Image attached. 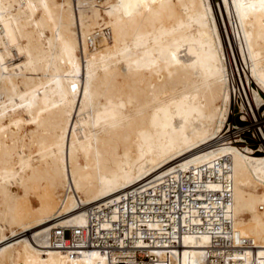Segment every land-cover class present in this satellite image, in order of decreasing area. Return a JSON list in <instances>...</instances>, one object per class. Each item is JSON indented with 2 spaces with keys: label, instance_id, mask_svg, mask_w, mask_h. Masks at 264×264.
I'll return each mask as SVG.
<instances>
[{
  "label": "bare ground",
  "instance_id": "6f19581e",
  "mask_svg": "<svg viewBox=\"0 0 264 264\" xmlns=\"http://www.w3.org/2000/svg\"><path fill=\"white\" fill-rule=\"evenodd\" d=\"M81 1L0 0V264H108L48 235L82 224L86 205L224 155L234 229L264 264V154L224 132L237 74L264 100V0ZM103 23L109 37L86 42ZM209 241L186 235L182 264H201Z\"/></svg>",
  "mask_w": 264,
  "mask_h": 264
},
{
  "label": "built area",
  "instance_id": "2783aa9c",
  "mask_svg": "<svg viewBox=\"0 0 264 264\" xmlns=\"http://www.w3.org/2000/svg\"><path fill=\"white\" fill-rule=\"evenodd\" d=\"M105 1L82 0L80 4L102 6ZM109 35L110 28L103 23L87 33L85 41L93 43ZM241 87L242 93L233 92L224 132L233 134L237 145L264 154V100L257 104L252 98L251 102ZM232 172L229 155L213 163L177 168L86 205L85 221L53 227L48 243L57 248H97L108 264H182L184 237L207 234L210 241L201 246V264H258L244 255L256 247L253 240L234 229ZM259 209L264 210V201Z\"/></svg>",
  "mask_w": 264,
  "mask_h": 264
},
{
  "label": "rangeland",
  "instance_id": "374dc122",
  "mask_svg": "<svg viewBox=\"0 0 264 264\" xmlns=\"http://www.w3.org/2000/svg\"><path fill=\"white\" fill-rule=\"evenodd\" d=\"M215 2H218V0H214ZM224 36H226V37H228V33H224ZM228 47V48H227ZM228 49V50H227ZM226 53H227V57H228V64L230 65V67H231V65L233 66V64H234V67H235V71H236V73H237V67H236V65H235V62L233 61V64H232V62L230 61V57H232V59H233V55H232V50H231V47H230V45H229V43L227 42L226 43ZM229 53H230V55H229ZM240 68H241V71H242V73H243V67H242V65H240ZM239 75L237 74V78H238V88H239V85H240V87L241 86H243L242 85V83H241V79H239ZM251 83H252V88H257V84L255 83V82H253V81H251ZM247 88H248V84H247ZM241 89H242V87H241ZM234 98V97H233ZM231 135H233V134H231ZM245 146V145H244Z\"/></svg>",
  "mask_w": 264,
  "mask_h": 264
}]
</instances>
